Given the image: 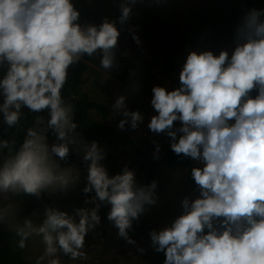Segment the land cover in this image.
Wrapping results in <instances>:
<instances>
[{"label":"clouds","instance_id":"clouds-1","mask_svg":"<svg viewBox=\"0 0 264 264\" xmlns=\"http://www.w3.org/2000/svg\"><path fill=\"white\" fill-rule=\"evenodd\" d=\"M129 14L130 8L122 5L121 23ZM262 17L264 9L247 13L230 57L227 51L218 56L193 51L180 71L178 88L152 89L151 105L157 115L151 117L149 129L167 132L175 154L201 162L191 170L199 198L184 199V213L170 227L151 233L156 250L165 253L164 264H264ZM78 20L72 0H0V65H8L0 79L4 97L0 111L11 126L17 123L22 105L32 112L48 110V127L65 141L51 147L61 160L69 153L68 134L77 127L72 106L65 105L61 95L68 69L82 55L92 56L97 50L103 53L102 67L110 68L119 36L107 19L99 27H82ZM124 105L121 96L113 107ZM123 115L121 128L129 117L133 129L143 119L138 111ZM177 121L181 126L174 129ZM103 158L96 142L86 146L84 160L90 163L84 192L94 190L96 198L111 205L108 219L127 238V229L144 205L155 203L156 183L137 188L134 173L127 168L110 178L99 163ZM74 179L71 169H60L50 157L43 132L29 129L22 147L0 168V192L39 196L45 189H64ZM78 215L77 223L63 211L48 209L42 226L34 228L26 220L18 234L24 239L32 232L42 234L45 255L56 254L58 245L75 259L83 255L78 250L84 247L89 229L100 221L96 208H81ZM20 246L24 247L23 239ZM50 264L59 261L52 259Z\"/></svg>","mask_w":264,"mask_h":264},{"label":"rangeland","instance_id":"rangeland-1","mask_svg":"<svg viewBox=\"0 0 264 264\" xmlns=\"http://www.w3.org/2000/svg\"><path fill=\"white\" fill-rule=\"evenodd\" d=\"M72 3L79 12L78 23L82 27H99L105 19L114 23L119 32L117 45L112 52V55H116L117 65L120 62L142 60L154 74L150 78L152 86L158 84L168 91L175 88L169 79L157 73L158 65L168 59L185 60L193 51H211L216 56L221 51H227L230 57L237 44V29L244 17L252 9H264V0H136L135 3L131 0H72ZM122 5L130 8V14L123 23L120 21ZM84 56L88 70L80 88L81 94L103 101L110 109L111 119H116L119 129L134 137L145 136L153 141L156 144L155 155L165 153L168 148L167 132L154 133L148 127L151 117L157 115L151 105L153 95L144 96L141 89L126 86L106 72L101 65L103 53L100 50L92 56ZM7 68V63L0 65V79L6 74ZM121 96L125 97L124 108L116 109L113 106ZM125 111H138L143 117L135 129L131 127L130 117L123 128L119 126L120 121L126 119L123 115ZM46 141L49 154H54L51 153V147L58 144L57 140ZM193 161L197 167L201 166L200 161ZM103 167L110 178L123 174L127 168L134 173L137 188L149 187L148 176L132 162L127 151L119 149L114 161ZM63 169H71L75 179L66 188H55L50 193L53 201L57 202L53 209L67 213L78 223L79 209L91 211L96 208L100 221L89 229L84 247L78 250L83 255L75 259L64 254L58 245L56 254L45 255L46 245L42 234L32 232L24 242V254L26 259L37 260L40 264H50L52 259L58 260L59 264H95L98 261L105 264H151L152 253L156 248L151 241V233L170 227L184 213L183 200L191 202L200 195L196 184L191 186L186 182L184 169L174 171L162 166L158 171L156 188L152 190L155 203L145 204L143 213L138 216L149 225L148 237L134 235L131 227L127 229V238L121 237L114 221L108 219L111 205L107 203V237L104 239L97 203L83 199L82 192L87 185L84 170L78 165ZM21 196L22 191L0 192V211L7 207H21ZM46 218L47 211L36 210L31 219L33 227L42 226Z\"/></svg>","mask_w":264,"mask_h":264},{"label":"trees","instance_id":"trees-1","mask_svg":"<svg viewBox=\"0 0 264 264\" xmlns=\"http://www.w3.org/2000/svg\"><path fill=\"white\" fill-rule=\"evenodd\" d=\"M115 56L113 55L112 66L108 69L104 68V70L126 86L141 89L144 96L153 95V84L150 78L154 77V74L151 67L146 66V63L139 59L127 63L120 62L117 65ZM84 57V55L81 56L78 62L69 67L67 82L61 90L65 105L70 104L72 106V118L77 127L68 134L69 153L67 158L61 160L55 154H50V157L60 166V169L71 165L80 166L84 170L87 181L86 186H88L87 177L90 162L84 160V155L86 146L96 142L103 153L104 158L99 162L102 166L110 165L117 157L120 149L129 152L132 162L135 165L137 164L139 169L148 176L149 187L153 182L157 183L158 171L162 166H167L174 171L184 169L186 171V182L194 186L196 183L191 176V170L197 166L193 159L183 154L177 155L172 151L171 143L173 141L171 137H167L168 148L166 152L155 155L153 152L156 149V144L153 141L145 136L134 137L129 132L119 129L116 126V119H111L110 109L103 101L90 99L81 94L80 88L88 70V63ZM185 62L186 59H168L158 65L157 73L169 79L176 89L180 86L179 74ZM156 86L162 87L158 84ZM251 95L255 97L257 92L254 90ZM3 100L4 97L1 95L0 107L3 105ZM49 120L50 112L48 110L32 112L22 105L17 123L10 126L5 120L3 111H0V166L4 165L19 151L27 138L29 129L43 132L46 140L56 139L58 144L64 143L65 141L58 139L55 130L48 127ZM180 126L179 121L174 122V129ZM180 135L181 133L177 132V140ZM54 189L42 190L39 196L26 194L22 191L23 205L21 207H7L0 211V264H37V260L26 259L25 246L21 247L20 242L22 239L24 242L27 239L18 234V229L24 227L26 220L31 221L36 210L47 211L56 206L57 202L50 197V193ZM82 195L84 200L99 205L102 218V236L105 239L107 237V202H102L96 198L94 190L85 193L83 189ZM148 231L149 225L145 219L138 217L132 221L131 232L134 235L140 238L148 237ZM165 259V253L157 251L155 248L152 253L151 264H164ZM95 264L105 263L98 261Z\"/></svg>","mask_w":264,"mask_h":264},{"label":"built area","instance_id":"built-area-1","mask_svg":"<svg viewBox=\"0 0 264 264\" xmlns=\"http://www.w3.org/2000/svg\"><path fill=\"white\" fill-rule=\"evenodd\" d=\"M162 77V76H161Z\"/></svg>","mask_w":264,"mask_h":264}]
</instances>
